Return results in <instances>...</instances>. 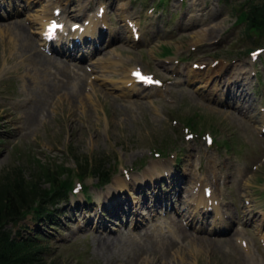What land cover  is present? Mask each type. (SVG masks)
<instances>
[{
    "label": "rangeland",
    "instance_id": "374dc122",
    "mask_svg": "<svg viewBox=\"0 0 264 264\" xmlns=\"http://www.w3.org/2000/svg\"><path fill=\"white\" fill-rule=\"evenodd\" d=\"M72 1H21L31 2V12H23L19 19L29 28L38 48L41 37L37 21L45 10L51 12L53 7L61 6L59 3L69 12L70 23L84 20L85 9L96 14L98 6H108V19L113 26L110 32L120 37L127 36L121 27L123 18L112 15V9L116 10L123 2L136 11L141 0ZM174 1L176 7L172 1L165 14L159 16L162 19L150 25L146 38L137 47L129 39L114 38L107 49L108 55L95 56L83 89L77 92L73 86L69 96L57 102L56 107L51 106L49 116L40 118L36 124L29 119L34 104L23 95L26 74L19 71L22 62L14 58V51L6 43L9 33L0 32V181L8 172L19 169L30 184L38 182L49 191L58 188L51 183L54 181L47 175L49 172L60 175L56 181L59 185L74 183L69 198L53 209L51 217L31 214L18 224L7 223L13 237L30 238L43 246L33 264H156L160 261L163 264H264L263 120L253 123L231 105L221 102L227 85L219 91L221 80H228L237 69L245 77L260 69L259 79L264 78V52L256 61L246 55L256 43L255 38L245 33L244 20H238L242 12L239 2L244 0H185L183 4L181 0ZM157 2L145 0L143 12ZM156 12L152 15H158ZM25 17L31 18L25 20ZM196 33L201 36L197 43ZM148 41L151 43L147 44ZM165 45L171 47L172 54L161 58ZM113 62L117 63L113 65ZM193 64L205 66L194 69L195 81L187 75ZM136 66L154 72L164 85L144 90L126 84L131 69ZM77 81L78 77L72 84ZM238 88L231 85L229 102L240 101ZM252 95L264 105V90L254 91ZM71 109L77 116L73 126L67 123ZM190 133H194L193 138H189ZM207 133L221 145L215 142L208 145ZM98 165L103 166L105 174L110 173L109 185L90 174ZM214 169L217 178L222 171L226 173L227 192L232 194L240 214V218H235L237 222L246 219L245 209L256 214L254 221L244 220L242 229L238 225L234 227L232 241L227 240L228 234L194 233V239L186 238L180 243L185 245L183 255H172L173 248L169 254H164L162 249H146L138 256L134 253L124 256L117 250L112 260L96 249L98 235L110 231H104L99 222L115 232L127 234L130 230L140 235L131 227L139 215V229H155L153 222L170 218V214L163 217L162 211L157 216L151 215L156 214L151 206L159 201L155 198L158 189L161 193L171 192L169 195L173 197L177 191L180 194L179 179L184 178L182 184L187 178L192 185L197 184L201 177L211 176ZM119 184L124 187L118 188ZM114 190L130 202L126 209H131L119 216L104 210L112 197L109 191ZM226 197L230 200V196ZM245 201L246 207L239 208ZM242 234L250 247L249 253L233 238ZM164 241L169 243L167 237ZM188 241H191L189 245Z\"/></svg>",
    "mask_w": 264,
    "mask_h": 264
},
{
    "label": "bare ground",
    "instance_id": "6f19581e",
    "mask_svg": "<svg viewBox=\"0 0 264 264\" xmlns=\"http://www.w3.org/2000/svg\"><path fill=\"white\" fill-rule=\"evenodd\" d=\"M70 1V0H69ZM17 2H19V5H21V0H3V2H0V10H5L6 7H11L14 10H17ZM46 12V10L44 11ZM43 12V13H44ZM67 13V12H65ZM32 15V14H31ZM50 17L48 16L47 12L44 13L43 16L39 17V21H37L38 24H42V26L45 27V24L49 21ZM7 18H11L10 16ZM31 18V17H30ZM3 19V16L0 12V20ZM93 27L96 26L94 22V17L90 18ZM105 20V18L103 17ZM91 23V22H90ZM87 28V27H86ZM88 30H90V27H88ZM0 32L2 34H8L10 35V38L6 42L9 44L10 48L14 51V58H19L22 67L19 68V71H23L26 74L25 82V92L23 95L31 100V102L34 104L33 106V113H30V122L32 124H36L37 121L42 119H46L49 116V108L51 106L56 107L57 102L60 100L66 99L71 90L73 89V86L77 87V92H80L83 87L86 84L87 76L86 74H81L78 72V70H82L81 66H75L72 67L73 70H71V65L65 61L64 58L59 57L58 55L55 56H49L45 54L43 51L38 49V47L35 44L34 39L29 33V28L24 25V23L20 20L13 21L12 19L10 21H7L5 23L0 22ZM112 35V33H111ZM201 36L196 33L194 36V40L197 43L200 41L199 39ZM134 41V40H133ZM108 52H105V55H108ZM11 60V59H10ZM117 62H113V65H115ZM236 69V68H233ZM76 70V71H75ZM72 72H74L72 74ZM125 73V72H124ZM75 74H78L76 76ZM132 74V73H131ZM219 76V75H217ZM234 76V73L229 76L232 78ZM78 77V81L75 84H72V81ZM189 79L196 80L197 79V73L193 69L189 71L188 74ZM133 80L132 77L126 79L125 82H129ZM134 82V81H133ZM233 83H236V86L239 87L240 83L239 80L234 79ZM137 85V84H136ZM135 85V86H136ZM226 86V80H221V88H219V91H222L223 88ZM231 86V85H230ZM218 91V92H219ZM240 91L243 92V90L240 88ZM67 96V97H66ZM84 111L86 112L87 107L83 106ZM57 110V109H54ZM88 112V111H87ZM77 116L75 114V110L71 109L68 113V119L67 123L69 126H73L76 124ZM121 183V179L119 180ZM118 181V183H119ZM117 185V184H116ZM122 185L119 184L118 188L122 189ZM158 187L156 186V189ZM112 189V188H111ZM119 189V190H121ZM186 189H189L188 187ZM186 189L182 190L186 194ZM118 190V189H116ZM116 190L109 191V194L112 196L110 202L106 203L108 205V209L111 212V214L118 215L120 213H126L131 208H127L126 206H129V200L125 197H119L115 194ZM118 190V191H119ZM187 195V194H186ZM166 196L164 193H161L160 189L155 194V198H161ZM183 196V194H181ZM189 196V194L187 195ZM183 198H179V202L182 204L184 203ZM187 202V201H186ZM184 214L183 216H185ZM255 214L250 213V217H253ZM138 221L140 216H137ZM138 222L136 221V224ZM178 227L175 226L178 234L182 232V236L180 235L179 239L175 237H169L166 236L168 239H172L169 243H166L164 241V235L159 234H149L145 233L143 236L138 237L136 234L129 232L127 234L115 231H109V232H101L98 236L99 238L96 239V249L102 253V255L107 260H112L115 256H117V250L119 253H123L124 256H130L132 253H134L135 256H138L142 253L143 250H151L155 248V250H163L164 254H169L170 249L173 248V254L177 256L178 253H182V255L185 253L184 246L181 245L180 241H184L185 238H187V230H183V227H180L177 224ZM104 231L108 230L109 227H106L103 225ZM162 236V237H160ZM239 238V237H238ZM231 239V237H230ZM243 237L239 238V241L242 242ZM232 241V240H231ZM191 242V241H190ZM189 241L186 243L189 245ZM185 244V243H184ZM249 250V248H247ZM148 264H150L148 262ZM152 264H155L152 262ZM156 264H163L162 261Z\"/></svg>",
    "mask_w": 264,
    "mask_h": 264
},
{
    "label": "trees",
    "instance_id": "16d2710c",
    "mask_svg": "<svg viewBox=\"0 0 264 264\" xmlns=\"http://www.w3.org/2000/svg\"><path fill=\"white\" fill-rule=\"evenodd\" d=\"M240 17L244 20L246 30H256L264 37V0H244ZM104 168L96 166L94 172L101 173L105 178ZM51 176L55 190L49 191L40 187L38 182L33 185L26 180L19 169L8 172L0 181V264H33L43 246L30 238L13 237L6 228L8 222L19 223L29 213L40 217H50L52 207L67 195V185H59L58 177ZM56 179V180H55Z\"/></svg>",
    "mask_w": 264,
    "mask_h": 264
},
{
    "label": "snow or ice",
    "instance_id": "6c2138e0",
    "mask_svg": "<svg viewBox=\"0 0 264 264\" xmlns=\"http://www.w3.org/2000/svg\"><path fill=\"white\" fill-rule=\"evenodd\" d=\"M57 27H60V26H59V25H56L55 23H53L52 28L54 29V28H57ZM136 75H137V76H140V73L137 72ZM140 78H141V79L148 80V82H152L151 79H150L149 77H143V76H141ZM157 83H158V82H157Z\"/></svg>",
    "mask_w": 264,
    "mask_h": 264
}]
</instances>
